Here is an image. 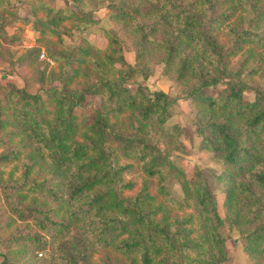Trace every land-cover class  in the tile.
Listing matches in <instances>:
<instances>
[{"label":"trees","instance_id":"trees-1","mask_svg":"<svg viewBox=\"0 0 264 264\" xmlns=\"http://www.w3.org/2000/svg\"><path fill=\"white\" fill-rule=\"evenodd\" d=\"M0 60L30 69L0 81V264H224L231 230L264 264V0H0ZM157 65L176 96L129 90ZM189 148L221 171L187 173Z\"/></svg>","mask_w":264,"mask_h":264},{"label":"rangeland","instance_id":"rangeland-1","mask_svg":"<svg viewBox=\"0 0 264 264\" xmlns=\"http://www.w3.org/2000/svg\"><path fill=\"white\" fill-rule=\"evenodd\" d=\"M105 8H101L97 10L94 13V16L96 18H102L103 22L101 25H99L100 28L107 29L109 28V24L105 20ZM27 31V32H26ZM11 32H13V29H11ZM19 32V43L12 47L11 53L14 58H21L25 54H27L31 50V45L35 44V39L37 37V34L30 30L29 28H20ZM30 32V33H29ZM83 34L87 35L89 40L93 42L98 47H104L105 41L103 38L102 33L99 29L92 28L90 26H86L84 31H82ZM65 42L68 46H72V42L70 39H65ZM33 48V47H32ZM41 51L44 52L43 48H41ZM133 53L127 52V59L129 62H132ZM238 56L236 58H233L232 62L235 63ZM38 62L42 60H37ZM44 61V60H43ZM48 69L54 68V63L51 61H48ZM161 66L157 65L153 73L149 76V78L146 81H141L139 78L136 79V81L129 87L130 91H134L136 86L138 84L146 86L149 90L155 91V90H161L171 96H176L178 94V85L172 81H170L167 77H165L161 72ZM30 69L28 68H20L16 69L15 71L11 70L8 65H6V62L3 60H0V81H2L3 77H6V80L13 81L18 87L23 86V77L27 74V72ZM246 96L248 98H251V94L247 93ZM193 118V111L191 109L190 104L187 101H182L180 103L179 108L176 110L174 121L177 122L179 125H181L184 128H188L191 125ZM189 153L182 155L180 157V160L178 162V165H180L187 173H190L194 167H200L202 169H211L214 171H221V167L217 165V163L212 159L211 154L204 149H201L197 152H194L192 149L189 148ZM2 171L7 175L9 173H13L14 177H18L20 174L19 167L17 166L16 162H12L11 164H6L2 166ZM127 179H130L135 182V191L139 188V186L142 183V176L140 172H134L127 176ZM216 195L218 196V202H219V213L221 217H224V210L222 208V201L221 197L222 194L218 191H215ZM171 194L175 198H180L181 193L179 190V187L172 183L171 185ZM6 214L3 212V208L0 206V221H4L6 219ZM225 233V230L223 231V234ZM228 239H227V248H228V257L227 261L224 264H251L246 254L242 251V246L240 243V240L238 238V234L235 230H231L227 233ZM98 258V252L95 253L94 256V262L92 264L97 263Z\"/></svg>","mask_w":264,"mask_h":264},{"label":"built area","instance_id":"built-area-1","mask_svg":"<svg viewBox=\"0 0 264 264\" xmlns=\"http://www.w3.org/2000/svg\"><path fill=\"white\" fill-rule=\"evenodd\" d=\"M32 47H34V44H32L30 48H32ZM38 58H39V60H46V58H45V54H44L43 51H41V52L39 53Z\"/></svg>","mask_w":264,"mask_h":264},{"label":"crops","instance_id":"crops-1","mask_svg":"<svg viewBox=\"0 0 264 264\" xmlns=\"http://www.w3.org/2000/svg\"><path fill=\"white\" fill-rule=\"evenodd\" d=\"M8 32H9V33H11V29H10V30H8ZM26 32H27V31H26ZM29 33H30V32H29Z\"/></svg>","mask_w":264,"mask_h":264}]
</instances>
